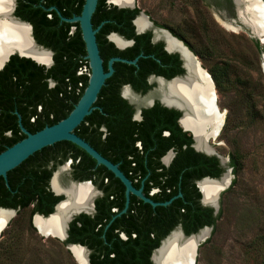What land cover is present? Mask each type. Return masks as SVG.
<instances>
[{"label":"flooded vegetation","instance_id":"flooded-vegetation-1","mask_svg":"<svg viewBox=\"0 0 264 264\" xmlns=\"http://www.w3.org/2000/svg\"><path fill=\"white\" fill-rule=\"evenodd\" d=\"M30 1L33 7L41 8L43 12L47 13L45 16L51 19L52 30L49 34L37 28L34 36L32 28V37L35 43L52 53L51 65L46 68L44 65L32 60L43 70L41 78L39 75L33 77L31 89L28 90L20 85L19 78L13 79L7 73H0V153L26 137L23 129L33 134L46 126H50L49 122L54 120L57 109L52 95L53 89L58 81L61 84L62 74H64H56L54 71L56 50L67 49V46L76 40V27L68 29L63 26L64 21L61 20V17L68 18L67 15L73 14L71 5L77 0ZM216 1L217 4L228 5L225 0ZM230 2L233 4L232 0ZM41 10L35 12L36 16L42 14ZM16 12H22L19 0H15L14 16ZM74 16L76 15L72 17ZM56 17L59 18V21ZM141 19L143 25L139 22ZM94 28L98 29L96 35L107 73L110 71V61L113 59L135 61V63L127 64L121 61H112V72L108 77L110 85L106 93L89 123L79 129V135L76 132L74 133L79 137L81 136L80 138L92 146L101 156L117 165L118 169L131 182V185L137 190L141 189L145 197L157 203L171 200V204L173 200L182 198L183 193L179 191L169 200L161 201L165 197L162 192L161 180H165L166 172L173 165L177 151L174 147L169 148L163 154H161V151L163 146L178 143L180 133L175 132L174 138L171 140H165L164 138L170 137L171 130L178 127L182 132H186L192 140L190 132L183 130V127L190 128L184 124L186 116L182 118V112L178 109V106H180L179 98L182 101L179 88L181 83L187 81L191 75L194 76V72L196 75H201L197 71L204 72L206 70L202 68L201 63L189 46L184 43L181 36L170 27L158 25L149 16L142 14L135 0H132L129 5L119 4L115 0H103ZM70 46L74 47L73 45ZM74 56L76 64L68 71L70 76L66 78L65 83L67 84L64 83L69 94V103H72L73 107L82 96L91 72L89 62L86 59V51L85 54L75 51ZM190 65H192V69H190ZM206 72L210 75L208 70ZM77 78L78 83L74 85ZM196 82L201 84L199 79ZM175 83H177L176 92L172 89V85ZM139 123H141L139 126H135ZM136 128L139 129L138 132L133 131ZM160 128L161 131H158ZM137 133H139V136ZM114 142L115 144L120 142L119 147L117 145H113L112 148L109 147ZM151 144L156 146V150L150 155L143 152V146ZM54 145L45 149L23 169L0 181V211L11 214L10 219L0 232V240L3 239L4 229L10 225L13 219L21 215L25 216L28 226L38 232L36 220L40 218H36V216L46 218L49 215L41 214L38 210L45 211L54 197L62 199V196L55 194L54 179L57 173L59 174V182H57L59 189L60 185L63 186L73 182L79 184V186L86 185L93 192L91 203L89 201L91 209L81 212L72 219L73 221L81 215L89 217L88 219L83 218L82 222L79 221L80 226L81 223L85 225L81 230L82 236L89 233L92 227L96 231L101 230L103 227V231H108L116 218L125 214L130 205L132 206L138 200H141L130 194L126 212L118 215L125 206V188L119 179L118 181L121 184L115 180L116 177L104 166L97 165L96 162L93 164L86 157L88 154L85 152L86 155L67 144ZM195 147L199 149L197 140ZM183 148H186V146ZM191 148L197 153L207 157H215L218 160L217 168L221 170L219 176L194 178L185 185V188L192 191L197 189L199 194V196H196L195 191H187L192 206L196 209L208 208L211 209V212L207 215L201 211L193 220L187 218L177 220L174 217L169 223L161 227L160 233L178 221L160 242L167 236H172L178 232L189 236L201 233L205 227H212L213 230V225H204L196 232L189 234L185 232L204 224L209 217L215 218L219 214V210L216 213L210 205L211 202L207 203L203 199L204 195L202 196L201 193L202 183L204 181L220 182L224 177L229 176V181L225 185L228 186L221 191V196L229 188L234 178L230 157L228 162H224L218 155H207L200 152L193 147V140ZM200 150L207 151V149ZM225 163H228L227 170L223 167ZM228 170H230V173L227 172ZM111 174L113 178H110ZM65 176L69 178V182H65L63 178ZM206 178L210 180H206ZM169 191L171 190L166 192ZM39 193L45 199L43 200L45 202L41 204L38 202ZM122 198L124 206L119 211L118 206L119 203L121 204ZM58 202L52 206L53 211L51 213L54 212ZM108 206H110L109 209ZM109 212L114 214L109 221H106ZM72 221L68 224L65 241L57 240L63 244L77 264L80 263L73 252V248L76 247H71V245H79L85 248V259L88 260V264H91L92 250L86 244L75 242L77 238L75 230H70ZM119 224L123 225L121 222ZM131 226L125 227L123 225L125 231L129 230ZM175 229L179 230L175 231ZM112 233L126 239L123 230L120 231L116 228ZM83 240L95 245V240L91 236H85Z\"/></svg>","mask_w":264,"mask_h":264},{"label":"rangeland","instance_id":"rangeland-1","mask_svg":"<svg viewBox=\"0 0 264 264\" xmlns=\"http://www.w3.org/2000/svg\"><path fill=\"white\" fill-rule=\"evenodd\" d=\"M135 1L142 14L181 36L203 69L227 67V84L215 85L224 120L208 143L224 162L238 155L240 165L194 264H264V42L240 24L234 4L228 9L216 0ZM2 234L0 264H77L60 241L29 227L24 215Z\"/></svg>","mask_w":264,"mask_h":264},{"label":"trees","instance_id":"trees-1","mask_svg":"<svg viewBox=\"0 0 264 264\" xmlns=\"http://www.w3.org/2000/svg\"><path fill=\"white\" fill-rule=\"evenodd\" d=\"M19 1L22 12H16L15 16L20 20L28 22L30 23V25H32L34 36L37 28L49 34L52 29L51 19L45 16V14L47 13L43 12L41 8L39 9L33 7V4L30 0ZM225 1L228 4L227 8L231 9L232 4L230 0ZM83 3L84 0H77L75 3H73L71 5V12L73 14L67 15V17L71 18L73 15H79ZM102 3L103 0L101 2L100 9L102 8ZM38 10H41L42 14L36 16L35 12ZM56 19L59 21L58 17H56ZM62 24L68 29H70L71 27H76V40H74L75 42H73L72 44L68 43L70 45H73L74 47H71L69 45L67 46V49L63 48L56 50L54 71L56 72V74H64H62L63 77L61 84L60 81H58L55 88L53 89L52 95L54 102L57 105V109L54 115V120L49 122L50 126L65 118L73 108V104L69 103L68 100L69 94L66 90L65 84L67 83H65V81L66 78H69L70 76V73L68 74V71L70 70V68L72 69L76 64L74 60L75 51L85 54L84 43L81 38V32L78 27V23L68 24L63 22ZM255 44L257 47H259V43L257 41L255 42ZM42 70L43 68L36 65L31 59L12 55L0 73H7L10 75V78L13 79L19 78L20 85L23 86L24 89L28 90L31 89V80L34 76L39 75L41 78ZM208 72L210 73L216 86L221 87L227 84V67L225 65H214L209 69ZM77 83L78 78L76 79L74 85H77ZM140 124L141 123L135 126H139ZM133 131L138 132L139 129L136 128V130L134 129ZM158 131H161V128ZM175 132L180 133V141L176 144L171 143L163 146L161 151V154H163L171 147H174L177 151V156L173 162V165L166 172L165 180H161L162 192L163 194H165L164 199H162L161 201L169 200L172 196L178 194L179 191L183 193V197L173 200L172 203L168 206H158L155 208H152L150 205L143 203L141 200H138V202L134 203L132 206H129L125 214L116 218L112 222L113 226L111 225L108 231H103L104 227L99 231H96L95 228L92 227L91 231L83 236L81 234V230L85 227V225H82L81 223L80 226L79 221L81 220L82 222L83 218L88 219L89 217L81 215L75 218L71 223L70 230H75V233L77 235L75 242L86 244L92 250L90 256L91 264H151L150 255L152 251L159 246L160 240L168 233L169 230H171L177 224L178 221L174 222L168 227L167 230L160 233L159 231L161 230L162 226H164L166 223H169L172 219H174V217H176L177 220L186 218L193 220L196 215H199L201 213V211L205 212V214L207 215L211 212V209L208 208L196 209V207L192 206V202L189 201V198L187 196V191H195L196 196H199V194L197 193V189L192 188V191L185 188V185L187 182L189 183V181L194 178H201L204 176H219L221 170L217 168L218 160L215 157H207L203 154L195 152L191 148V137L186 132H182L178 127L176 129H172L171 136L164 139L171 140L172 138H174ZM76 133L79 135V130H77ZM139 133H137L138 136ZM150 139H152V137H150ZM62 144L70 145L79 152L85 154L83 150L69 142H59L54 146ZM113 145H117V147H119L120 142L116 144L114 142L112 145L110 144L109 147L112 148ZM184 146H186V148H183ZM133 149L136 151L135 148ZM155 150L156 146L153 144L143 146V152H146L149 155L152 154ZM86 157L91 160L93 164H95V161L92 160L90 156L86 155ZM230 160V165L233 167V174L235 175L240 165L239 156L236 154H232L230 156ZM112 176L113 175L111 174L110 178H113ZM115 180L118 181V179L116 178ZM119 184L121 183L119 182ZM167 190L171 191L166 192ZM60 199V197H54L52 199V202L49 204V207L45 211H38L44 215L50 214L53 211L52 206ZM43 200L45 199H43L41 193H39V204L45 202ZM123 206L124 202L122 198L121 204L119 203L118 210L120 211ZM109 207L110 206H108L107 208L109 209ZM113 214L109 212V215L106 216V221H109ZM219 215L220 213L215 218L209 217L208 219H206L204 224H200L191 231H185L186 234L196 232L204 225L215 226ZM120 222L121 224L123 223L125 227L128 225L131 226L132 224L133 226H131L129 230L125 231V227H123V225H120ZM116 228H118L120 231L123 230L125 232L126 239H122L116 234L112 233V231ZM102 234L104 235L103 237ZM85 236H91L95 240V245H91L90 242H86L85 240H83Z\"/></svg>","mask_w":264,"mask_h":264},{"label":"water","instance_id":"water-1","mask_svg":"<svg viewBox=\"0 0 264 264\" xmlns=\"http://www.w3.org/2000/svg\"><path fill=\"white\" fill-rule=\"evenodd\" d=\"M232 1L236 7L235 13H236V17L238 18L240 24L246 29H248L251 35L257 38L260 43L264 42V34H262L261 32L257 30L259 29L258 27H253L249 23V21L245 19V18H248V19L252 18V15H253L252 12L251 13L246 12L245 10H246V7L249 6V3L251 1L255 2L257 5V11H256L257 16L260 19V22L262 25L261 28L264 29V8H263V4L261 0H259L261 4H258L256 0H244L243 2H240L239 4L236 2V0H232ZM101 2L102 0H84L82 9L79 15H76L72 18L61 17V20L64 22H67L70 24L78 23L79 29L81 32V37L85 45L86 59L89 62V67H90L91 72H90L88 84L82 96L80 97L78 102L75 104L73 109L70 111V113L65 118L58 121L57 123L51 126H46L43 129L33 134L28 133L27 131L23 129V131L26 134V137L23 138L21 141L15 143L13 146L7 148L5 151L0 153V181L20 171L21 169H23L27 164H29L33 159H35L39 154H41L49 146L65 141V142L72 143L73 145L82 149L86 154H88L96 162L97 165L104 166L107 170H109L114 175V177L119 179V181L123 184L125 188V206L118 215H121L126 212L130 194H133L136 197L140 198L144 203L149 204L152 208H155L157 206H167L168 204H170L171 200L167 202H163V203H157L145 197L141 189L137 190L131 185V182L118 169L117 165L111 163L109 160L101 156L92 146H90L86 141H84L82 138H80L74 133L89 123L100 101L102 100L104 94L106 93L110 85L108 77L110 76L112 72V68H111L112 61H121L127 64L135 63V61H127L123 59H113L110 61V71L108 73L106 72L103 57L101 54L100 46H99L97 35H96V32L98 29L94 28L96 19L99 13V9L101 6ZM14 6H15V0L13 1V8L10 14L11 18H13L16 22L20 24L26 25L29 28V39H30V42L33 48L36 50L44 51L48 53L49 60L47 63H42V62L35 60L33 57L29 55L21 53L18 49H13L11 53H9L3 59L0 60V70L4 68V66L9 61L12 55H17L22 58L31 59L37 63L44 65L46 68H48L51 65L52 53L48 51L47 49H44L43 47H39L35 43L32 37L31 25L28 22L22 21L13 15ZM204 72H205L204 74L207 75L211 88H212V93H213L211 96L212 106H213L212 110H213V113L217 115L219 114V111L216 105V101L213 97L216 92L215 85L210 75L206 71ZM179 104L180 106H178V109L182 112V118H183V116L189 111H188V108L185 105H183L180 98H179ZM221 126L222 125L216 127L213 133L209 135L206 139V145L208 146L209 151L197 149L195 147L196 142L194 139V133L191 130L186 129L184 127H183V130L190 132L192 136V140H193V147L196 150L200 152H204L207 155L217 156V154L215 153V150L208 143V141L210 138H213L218 134ZM227 172L230 173V170H228ZM55 176H56L57 182H59V174L57 173ZM206 180H210V179L206 178ZM72 186H79V184L70 182L69 184H66L63 186L60 185V192L58 193L55 192V194L57 196H62V199L55 206L54 212L49 214L48 217L46 218L43 216H36V218L38 217L43 220L51 218L57 212V207L61 205L63 202L68 200V196L64 192L65 190H67L68 188ZM221 191L217 194L216 199H214V201L211 202L210 204L214 208L216 213L219 210V196H220ZM201 193H202V190H201ZM202 196H203V193H202ZM203 199H204V196H203ZM89 209H91V206L88 201L87 206L80 207L78 210H75L69 213V218L66 220V222L63 225L61 235L51 234V236L60 241H65L67 237L68 224L72 221L74 217L79 215L81 212L87 211ZM37 229H38V232L44 237H48V235H50L49 233L45 236V234L41 233L38 227ZM207 229L209 230V235H210V233L212 232V227H205L202 230H207ZM180 234L182 235L183 239H186L188 237L195 235V234H191L189 236H185L182 232H180ZM170 236L171 235L163 239L160 242L159 246L152 251V254L150 257L151 264H155L154 257H158L161 248L163 247L165 243H167ZM71 247L80 248L84 252L86 251L85 248L79 245L78 246L71 245ZM86 262L88 264L87 259H86Z\"/></svg>","mask_w":264,"mask_h":264},{"label":"bare ground","instance_id":"bare-ground-1","mask_svg":"<svg viewBox=\"0 0 264 264\" xmlns=\"http://www.w3.org/2000/svg\"><path fill=\"white\" fill-rule=\"evenodd\" d=\"M13 1L14 0H0V60L11 53L13 49H18L21 53L29 55L39 62L47 63L49 54L33 48L29 39V28L11 18L10 14L13 8ZM115 1L122 5H129L132 3V0ZM243 1L244 0H236L238 4ZM256 2L261 4L259 0H256ZM245 11L252 12L253 14L252 18L245 19L248 20L253 27H258L259 29L257 30L264 34V29L261 28L262 25L257 16L256 3L251 1ZM139 22L143 25L142 19ZM222 23L228 28L233 27L228 25L229 23L227 24V22ZM190 69H192V65H190ZM197 72L199 74L201 73V75H196L194 72V76L191 75L187 81L181 83L179 92L181 93L183 105H185L189 111L184 115V117L186 116L184 124L188 125L190 128L189 130L194 133L195 142L197 140V147L209 151L206 145V139L213 133L216 127L223 124L224 115L220 112L217 115L213 113L211 100L213 93L210 82L204 72L200 70ZM197 79L200 80L201 84L197 83L198 81L196 82ZM176 84L177 83L172 85L174 92H176ZM213 97L216 101V94H214ZM172 103H174V101H172ZM228 181L229 176L224 177L220 182L204 181L201 189L204 200L207 203L213 202L217 194L228 186H225ZM54 187L57 193L60 192L56 177L54 179ZM64 193L68 196V200L57 207V212L51 218L45 220H41L40 218L36 220V225L38 224L37 227L45 236L49 233L50 235L48 236H51V234L61 235L63 225L69 218V213L78 210L80 207L87 206V202L90 201L91 203V198L93 197L92 190L86 185L72 186L65 190ZM10 215L9 212L0 211V232L10 219ZM208 235V229L186 239L182 238L180 232L175 233L170 236L167 243L163 245L158 257H154L155 264H194L198 252L197 249H199L200 243H203ZM73 252L80 264H87L83 250L73 248Z\"/></svg>","mask_w":264,"mask_h":264}]
</instances>
